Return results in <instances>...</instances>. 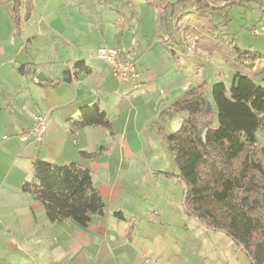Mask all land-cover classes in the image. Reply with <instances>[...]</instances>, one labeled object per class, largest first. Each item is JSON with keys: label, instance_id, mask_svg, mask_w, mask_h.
Listing matches in <instances>:
<instances>
[{"label": "crops", "instance_id": "crops-1", "mask_svg": "<svg viewBox=\"0 0 264 264\" xmlns=\"http://www.w3.org/2000/svg\"><path fill=\"white\" fill-rule=\"evenodd\" d=\"M105 2L118 11L111 0ZM50 9L45 6V13L36 17L34 12L23 16L21 9L19 18L12 4L0 6V264H248L245 251L232 238L186 210L185 185L166 144L176 117H161L164 110L201 82L228 85L233 78L225 72L227 64L217 55L221 46L215 41L195 37L196 57L182 56L183 30L174 19L193 8L178 6L172 17L168 12L172 31L157 20L169 56L159 52L167 61L159 52L146 61L149 52L137 54L126 34L120 37L110 29L106 38L98 27V38L105 43L99 42V49L120 50L137 63L136 89L121 84L97 54L81 52L85 42L79 41L74 21L65 31L61 22H49L54 18L46 11ZM122 19L117 29H124ZM214 24L226 22L215 19ZM226 26L216 33L228 35V43L236 41ZM209 31L207 27L202 36L211 35ZM84 34L92 40L96 33ZM257 45L254 41L242 49L255 50ZM211 52L216 54L209 56ZM79 62L91 72L76 69ZM259 69L264 63L256 67L264 80ZM66 70L71 78L64 75ZM95 103L107 114L113 133L87 127L71 137V122L83 107ZM36 116L47 117L41 143L32 134ZM36 160L89 169L105 201V214L92 217L86 227L71 220L51 222L43 204L23 192L24 183L34 179ZM224 242L230 256L223 255ZM242 252L245 257H239Z\"/></svg>", "mask_w": 264, "mask_h": 264}, {"label": "trees", "instance_id": "trees-1", "mask_svg": "<svg viewBox=\"0 0 264 264\" xmlns=\"http://www.w3.org/2000/svg\"><path fill=\"white\" fill-rule=\"evenodd\" d=\"M144 1L160 9L159 19L167 21L168 30L172 31L175 20L179 29H192L198 41H215L221 46L217 52L233 70L231 86L201 82L185 91L161 117L185 115L180 128L167 135L166 144L178 167L177 177L185 185L186 210L208 228L232 238L245 251L248 264H264V146L260 142L264 86L253 79L264 56L239 48L234 40L219 41L220 35L202 36L207 27L208 33H216L220 25L214 20L229 21L232 8L248 0H187L193 9L179 17L174 15L182 1ZM11 3L19 17L22 0H0V6ZM169 11L175 17L170 22ZM75 68L91 72L84 62ZM69 74L71 78L70 70L64 72ZM87 127L113 133L111 121L97 103L80 110L79 118L71 122V137ZM33 166L34 179L24 183L23 192L43 204L51 222L71 220L86 227L92 217L105 214V201L89 169L43 160L34 161Z\"/></svg>", "mask_w": 264, "mask_h": 264}, {"label": "rangeland", "instance_id": "rangeland-1", "mask_svg": "<svg viewBox=\"0 0 264 264\" xmlns=\"http://www.w3.org/2000/svg\"><path fill=\"white\" fill-rule=\"evenodd\" d=\"M100 1L101 2H98L97 0H22L23 4L21 9L23 16H28L31 12H34V17H36V14L43 15L45 13V10H43L45 6L49 7L51 9L46 11L49 13H54V15H52L54 16V18L49 17V22H52V20L56 23L61 22L65 31L69 29L68 26L74 21V27L78 28L79 30V41L85 42V47H81V52L86 53V55L93 53L97 54L99 47H101L102 45L105 46V43H103V38H98L97 35L99 33L97 31L99 27V30L103 35L110 29L117 30L120 37H123V34H126L127 38H130V41H128L130 43V47L136 49L137 54H139L140 51L147 53L149 52L148 56L146 57V61H149V59H154L157 52H159L160 50L165 52L169 56L166 47L163 45V43L160 42V40L162 41L163 39L160 38V35L163 34L161 32L162 28L158 27V21H160V9H158L156 6L148 4L144 0H111V6L114 8L115 5V8L118 9L117 11L111 10L108 6L109 3L106 4L105 0ZM169 1L172 3H176L178 0ZM181 1L183 3L179 5L180 9L182 8L183 10H187L192 8L191 4L188 3L187 0ZM259 1L260 3L247 1L243 6H234L229 13V21H223L227 23V31L233 34L230 37H235V44H237L239 48H247L248 44H252L255 41L258 44L255 50L261 52L264 56V35L256 36L255 34H253L255 30H259L264 33V0ZM169 15H171V12H169ZM18 16H20V12ZM119 17L123 18L122 20L124 21V29H117L115 27ZM162 23L167 30V21ZM220 26L221 29L225 28L223 27L224 24H220ZM186 31H182V42L187 37L193 40L192 44H194L195 46L194 57H196L198 47L195 35L191 34V32L189 31ZM84 32L90 33L92 35H94L95 33L96 34L94 35V38L92 40H86L84 38ZM219 33L220 36L217 33H213L211 35L213 37L219 36V41H224L223 39H225V41L229 40L227 37L228 35L222 34L223 32ZM146 34H150L149 38L145 37ZM104 36L107 38L106 34ZM134 38L136 39L135 41ZM136 41L138 42L136 43ZM248 41L252 43L247 44ZM99 42H101L102 45H100ZM148 42H151L150 45L153 47L149 51L146 49V44ZM81 45L82 43L80 44V46ZM163 52H159L158 54L164 61H167V59H164L163 57ZM183 52L184 47L181 54H183ZM214 54L216 53L211 52L208 55L211 56ZM217 55L222 58L219 52H217ZM260 63L262 65L264 62ZM224 68L225 72L232 74L234 77L233 70L232 68H230V66L226 65V67ZM262 70L263 69H259V72H261ZM260 75H262V73H258L257 76H253V79L257 83L264 86L263 77ZM232 82L233 78L230 81H227L228 86H231ZM182 120L183 118L181 119L180 116H176V120L170 130H178L182 124ZM260 142L264 146V132H262L260 135ZM176 171H178L177 168ZM209 246H211V249L213 251V245ZM218 248H221V245H219ZM231 251L232 250L230 249L229 252ZM223 255L230 256L227 251L225 242L223 243ZM239 257H245L244 252H242Z\"/></svg>", "mask_w": 264, "mask_h": 264}, {"label": "built area", "instance_id": "built-area-1", "mask_svg": "<svg viewBox=\"0 0 264 264\" xmlns=\"http://www.w3.org/2000/svg\"><path fill=\"white\" fill-rule=\"evenodd\" d=\"M253 34L256 36L264 35V33L259 30H255ZM192 42L193 40L189 39V37L182 42L184 47V52L182 54L183 57H194L195 46ZM97 57L110 65L115 77L121 84H130L133 89H136L139 86L138 79L140 73L137 63L125 57L122 51L102 47L98 50ZM47 128L46 116H36L34 118L32 134L36 143L42 142L47 132Z\"/></svg>", "mask_w": 264, "mask_h": 264}]
</instances>
